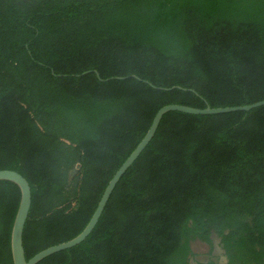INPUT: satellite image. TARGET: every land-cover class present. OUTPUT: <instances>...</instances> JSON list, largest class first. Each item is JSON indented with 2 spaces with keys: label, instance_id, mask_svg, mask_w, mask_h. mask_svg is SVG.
Masks as SVG:
<instances>
[{
  "label": "trees",
  "instance_id": "1",
  "mask_svg": "<svg viewBox=\"0 0 264 264\" xmlns=\"http://www.w3.org/2000/svg\"><path fill=\"white\" fill-rule=\"evenodd\" d=\"M263 99L264 0H0V170L30 186L26 259L85 228L161 107ZM19 201L0 180V264ZM213 235L226 261L205 264H264V105L165 113L85 240L37 264H191Z\"/></svg>",
  "mask_w": 264,
  "mask_h": 264
},
{
  "label": "water",
  "instance_id": "2",
  "mask_svg": "<svg viewBox=\"0 0 264 264\" xmlns=\"http://www.w3.org/2000/svg\"><path fill=\"white\" fill-rule=\"evenodd\" d=\"M264 105V99L254 102L248 105L241 106H233V107H217L211 108L209 106L205 108H195L182 104H167L161 107L153 117V120L142 138V140L138 143L135 149L131 152V154L126 158V160L121 164V166L116 170L112 178L109 180L106 185L101 198L98 202V205L92 214L89 222L85 226V228L74 238L59 243L57 245L50 246L46 249L41 250L40 252L33 255L30 259H26L25 251L23 247V229L24 225L30 210L31 206V190L28 181L18 172L9 169H1L0 170V180L10 181L14 183L20 190V201L18 205V209L13 221L11 236H10V247H11V256L13 264H37L39 261L44 259L45 257L52 255L56 252L74 247L85 240V238L90 234V232L95 227L99 217L101 216L103 209L113 191L116 184L118 183L121 176L125 173V171L134 163V161L138 158L141 152L145 149L148 143L153 138L159 123L162 119V116L169 111H178L187 114L194 115H208V114H221V113H229L236 111H249L251 109L260 107ZM80 168V163L78 162L75 165V169L71 171V174L77 172Z\"/></svg>",
  "mask_w": 264,
  "mask_h": 264
},
{
  "label": "rangeland",
  "instance_id": "3",
  "mask_svg": "<svg viewBox=\"0 0 264 264\" xmlns=\"http://www.w3.org/2000/svg\"><path fill=\"white\" fill-rule=\"evenodd\" d=\"M212 238L214 245L210 247L206 243H203L198 240H194L191 242L190 247L193 252V256L189 259V262L191 264H205L210 260L218 262L226 261V257L224 256L223 251L217 246V236L213 235Z\"/></svg>",
  "mask_w": 264,
  "mask_h": 264
}]
</instances>
